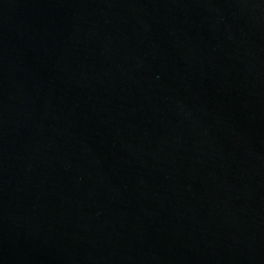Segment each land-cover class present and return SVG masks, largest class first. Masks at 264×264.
I'll list each match as a JSON object with an SVG mask.
<instances>
[{"label": "water", "instance_id": "95a60500", "mask_svg": "<svg viewBox=\"0 0 264 264\" xmlns=\"http://www.w3.org/2000/svg\"><path fill=\"white\" fill-rule=\"evenodd\" d=\"M0 264H264V0H0Z\"/></svg>", "mask_w": 264, "mask_h": 264}]
</instances>
